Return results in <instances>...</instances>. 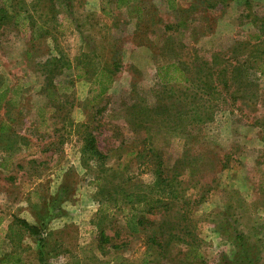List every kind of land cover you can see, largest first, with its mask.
<instances>
[{"label":"rangeland","instance_id":"1","mask_svg":"<svg viewBox=\"0 0 264 264\" xmlns=\"http://www.w3.org/2000/svg\"><path fill=\"white\" fill-rule=\"evenodd\" d=\"M115 1L14 0L0 6V91L7 90L0 123L9 114L11 130L21 136L18 144L0 142V264L16 252L22 264H264V0H208L210 6L193 8L191 0H144L145 14L138 7L118 11ZM93 38L95 45L85 46ZM87 49L100 57L117 52L121 60L97 105L92 85L77 77ZM195 57H225L218 62L227 70L228 101L217 102L213 116L198 118L191 109H204V101L175 98L187 113L177 127L153 113L145 121L148 112L137 125L134 105H155L160 67ZM191 67L185 75L197 76ZM185 75L177 83L182 94L192 89ZM53 85L70 88L63 111L54 108L60 98ZM224 87L221 80L219 92ZM86 127H94L106 158L84 152ZM148 144L165 159L172 182L181 181L165 190V216L186 217L181 230L164 235L178 232L183 244L165 238L162 252L152 231L129 229L130 211L114 202L123 197L115 188L121 181L127 192L152 194L154 152L129 154ZM181 155L193 158V173L181 165L184 173L176 174ZM18 218L40 228L43 242L24 233ZM187 241L199 244L201 258Z\"/></svg>","mask_w":264,"mask_h":264},{"label":"trees","instance_id":"2","mask_svg":"<svg viewBox=\"0 0 264 264\" xmlns=\"http://www.w3.org/2000/svg\"><path fill=\"white\" fill-rule=\"evenodd\" d=\"M2 1H3L2 5L0 6L3 7V9H5L6 6L9 5L10 2H13L14 0H2ZM110 2L111 0H109V4ZM133 2L134 0H116L115 8L119 11V9H122L124 7L130 10L138 7L139 10L144 11V14H145V8H144V3H143L144 0H140L139 4H136ZM246 2L251 3L250 0H247ZM204 3L207 4V6H210L208 4V0H191L188 8L202 6L204 5ZM105 4H106L105 6H107L108 2ZM185 11L186 10L184 9H179L177 13L183 14ZM104 13H106V11ZM18 18L16 20V23L19 22L21 19V17L19 19ZM24 20L25 19H23L22 22L19 23L20 26L25 24ZM147 22H148L147 24H149L150 20ZM0 23H1V17H0ZM115 23L117 24V22ZM178 25H183V21H180L179 23H177V27ZM110 26L112 27L113 24ZM168 26L173 27V25H168ZM256 37L258 39L261 38V36H258V35ZM94 42H95L94 38L93 40L88 39V42H86L85 46H89L90 48H92L95 45ZM109 54L110 53L108 52L107 55L103 54L104 57H100L98 56L97 53L90 54V51H88L87 49L84 52L82 51V53L79 56L81 57V60L77 65V68L79 71L77 77L79 79L88 80L91 83L92 91L95 92L94 97L92 98V102H94V105H97L102 100L103 95L108 93L109 89L111 88V85L113 84V81H115L116 79V74H118L117 71L120 68L121 60H120V57H117L118 56L117 52H112V54L110 55ZM255 59H258V57H256ZM178 60L179 61H177L176 63H172V64H168V65H164L160 67L161 69L159 70V76L161 79V87L158 90L157 89L153 90L155 97H156L155 105H153V107H151L150 109H140L139 105L137 104L134 105V109L138 111V112L135 111V114H136L135 122L137 125H142L145 121L149 120L150 113L151 114L153 113V114L158 115L160 118H162L165 125L168 126L170 124H175L176 122V127H177V122L182 121L184 119V115L187 113H184V111L186 110L181 109L179 106L177 107L176 102L173 101V99L175 98L177 99L185 98L187 100L189 99L194 102L204 101L205 102L204 109L201 107L197 108V110L191 109L194 113L198 114V118H201V117L209 118L210 113H211V116H213L214 114L213 109H216L218 106L217 102H227L228 101L227 95L229 94V89H230V87L228 86L229 81L227 79L228 74H225L227 70H225L224 69L225 66L222 65V63H220V62L226 61L225 57H211V59L210 60L207 59V61H205V59L203 58L201 60L200 57H195V59L191 61H188L186 59H178ZM245 62H247V60ZM188 63L192 65L191 68L195 67L194 69H196V71H199V72L201 71V69L205 68L207 70L206 74L203 76V74L200 75L199 72H196L195 75L197 76H194L193 75L194 71H192V75H185V71L189 70V68L185 69L187 68ZM52 71H53V75L55 73L60 72L59 69H52ZM164 72H166V77L165 75H163ZM181 75H185V76H182V78L184 77L185 80L191 81L190 88H192L190 89L189 92L184 90L183 94L180 92L181 87L177 85V83H179L180 81L179 76ZM205 79L208 80L209 83L206 84ZM221 80L224 81V86H225L224 87L225 89L223 92H219V83L221 82ZM195 85L196 87H201V90L198 89V92H200V96L196 95L194 99L193 92H194V88H196ZM53 88H54L55 95L58 96L57 98H60L59 102L54 103V108H56L57 111L58 110L63 111L67 108V105L70 104L68 102L69 101L68 98L64 97L66 96L64 95L65 91H69L70 88L65 87L63 85L62 86L53 85ZM59 94H61L62 98L59 96ZM6 96H7V90L3 92L0 91L1 104H2V101L6 99ZM207 101L210 102V104H208ZM99 108L100 107H98L97 110ZM144 113H147L145 117V121L143 117ZM198 118L197 120H199ZM14 122H15V119L9 116V114H6L5 119H2V122L0 123V142L3 141V142H6L7 144L12 145L15 143L18 144L21 141V136L17 134L14 128H12V130L10 128L11 126L13 127ZM90 124H92V122L89 123L88 125ZM7 127H8V130L5 131ZM178 128L182 129L183 126L179 125ZM93 129L94 127L92 128L86 127V131L83 137V141H85L84 152L88 154H93L94 155L92 156L93 158L95 157L97 159L102 160L106 158V154H104L101 149H98L97 138L95 136L96 133L94 134ZM179 129H177L176 131H178ZM3 147H8V149L11 150L13 146H3ZM145 149L148 152L145 153ZM150 152L152 153L154 152V154L150 155ZM129 154H137V156L140 155L144 157H145V154H147L148 157L150 155L149 158L153 159L155 157L157 159V164H155V170L153 171L155 175V180L152 182L153 186L152 184H149V189L152 194L150 195L145 194L146 196H148L146 197L141 192L140 193L132 192V191L127 192L126 190H124V185L121 181L119 182V184H115V188L120 193H122L123 191L124 194H123V197L118 196L116 197V199H114L115 205H117L118 203V207L121 208L122 207L120 203L121 201L124 204H126L127 207L126 208L124 207L123 210L121 211L124 213L127 212V209L130 211V213H128L127 215L125 214L126 215L125 217L127 219L126 220L127 226L132 232L139 233L141 231H152L153 232L152 243L156 244L157 248H161V252L165 251L163 250L165 249V247H163V249L161 247L162 246L161 242L165 243L164 239L167 237H164V235L166 234L167 230L176 229L177 231H179L183 228L181 224L185 223L186 221V217L182 215L177 216V217L172 215L171 216L172 218H168L164 214L165 211H163L165 208V205H167L165 204L166 188L167 189L169 187L173 188L176 186L178 182H181V181L177 180L175 177V179L172 182V178L167 174L169 173L170 167L163 165L165 162V159L162 158V155H160L158 151H154V148L149 146V144H148V147L144 148V152L140 153V151L137 150V151H131ZM175 162L176 164H179V166L174 167L176 174L178 173L181 174V171L182 173H184L183 170L179 169L181 165L184 166V169H186V172L190 171V173H193L195 171V165L193 163V158L188 159L186 157L184 159L183 155H181L175 160ZM132 177L133 176L129 175V172H127V179L132 180ZM100 180L101 179H98V181ZM156 188L158 189L156 190ZM173 196H177V195H173ZM173 199H177V197ZM185 202L187 204L190 203V201H185ZM140 209H143L144 211H140ZM114 219L115 218L112 217L111 223L114 221ZM17 220L23 226L26 227L25 228L26 232L24 233H28L30 236L40 239L39 240L40 242L41 241L43 242V240H41L43 231L40 228H38L36 225L30 224L25 219L21 221V218H18ZM13 227H14V224L11 225V229ZM100 233H101V236L105 238V240L108 239L107 237L104 236V229L102 227L100 228ZM189 236L191 237L190 231H188L186 237H189ZM20 237L21 235H18V238ZM170 237L172 239H176V241L174 240V243L179 242V245L183 244L182 239L184 237L180 235L178 232L170 233L166 240V243L169 242ZM116 239H119V238H116ZM184 243L189 245L190 252L195 253L194 255L195 258L202 257V255L198 252L199 244L197 242L187 241ZM102 248L100 245L99 250H102ZM12 256H14V259H11ZM11 260H14V264H22L23 262L18 252L10 254V258L4 257L1 259L2 264L4 263L6 264L7 262ZM41 260L45 262L44 259H41Z\"/></svg>","mask_w":264,"mask_h":264},{"label":"crops","instance_id":"3","mask_svg":"<svg viewBox=\"0 0 264 264\" xmlns=\"http://www.w3.org/2000/svg\"><path fill=\"white\" fill-rule=\"evenodd\" d=\"M81 80L87 82L88 84H91L88 80H85V79H81Z\"/></svg>","mask_w":264,"mask_h":264}]
</instances>
